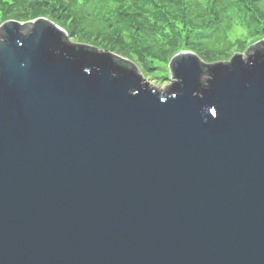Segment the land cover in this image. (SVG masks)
Wrapping results in <instances>:
<instances>
[{
  "label": "water",
  "instance_id": "1",
  "mask_svg": "<svg viewBox=\"0 0 264 264\" xmlns=\"http://www.w3.org/2000/svg\"><path fill=\"white\" fill-rule=\"evenodd\" d=\"M248 53L174 55L168 94L49 19L3 22L0 264H264V46Z\"/></svg>",
  "mask_w": 264,
  "mask_h": 264
},
{
  "label": "trees",
  "instance_id": "2",
  "mask_svg": "<svg viewBox=\"0 0 264 264\" xmlns=\"http://www.w3.org/2000/svg\"><path fill=\"white\" fill-rule=\"evenodd\" d=\"M39 17L65 28L71 39L86 40L79 43L131 59L146 77L160 80L169 78L171 58L184 50L212 67L228 63L221 58L235 52L264 46V0H0V24ZM209 79L203 77L202 85Z\"/></svg>",
  "mask_w": 264,
  "mask_h": 264
},
{
  "label": "rangeland",
  "instance_id": "3",
  "mask_svg": "<svg viewBox=\"0 0 264 264\" xmlns=\"http://www.w3.org/2000/svg\"><path fill=\"white\" fill-rule=\"evenodd\" d=\"M72 39L73 40H75L76 42L77 41H79V42H85L86 43V40H82L81 38H78V37H74V36H72ZM101 50V49H100ZM103 50V49H102ZM104 51H108V50H104ZM245 50H243V51H238L239 53H245L244 52ZM238 52H235V53H233V54H231L229 57H226V58H221V59H224V60H222V61H231L232 60V56H234L236 53H238ZM112 53H115L116 54V52L115 51H113ZM118 55V54H117ZM120 56V55H119ZM122 57V56H121ZM200 57V56H199ZM123 58H125V57H123ZM126 59H128V58H126ZM200 59H203V58H201L200 57ZM129 60H131V59H129ZM138 68H139V70L141 71V73H142V76L144 77V79L145 80H147L148 82H150V85H152L153 87H156V88H158V89H161V90H164L167 86H169L171 83H173V80H174V76L173 77H171V79L170 78H167V77H165L163 80H158V79H155V78H152V77H150V78H148V77H146V75L144 74V72L142 71V69L134 62V61H132ZM207 63V62H206ZM168 69H169V72H171V70H170V67H169V64H168ZM166 71V70H165Z\"/></svg>",
  "mask_w": 264,
  "mask_h": 264
}]
</instances>
